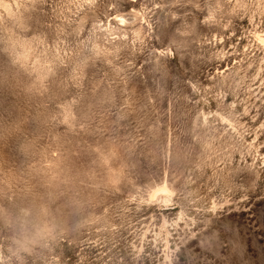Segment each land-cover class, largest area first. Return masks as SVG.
I'll use <instances>...</instances> for the list:
<instances>
[{"label":"rangeland","instance_id":"1","mask_svg":"<svg viewBox=\"0 0 264 264\" xmlns=\"http://www.w3.org/2000/svg\"><path fill=\"white\" fill-rule=\"evenodd\" d=\"M0 264H264V0H0Z\"/></svg>","mask_w":264,"mask_h":264}]
</instances>
